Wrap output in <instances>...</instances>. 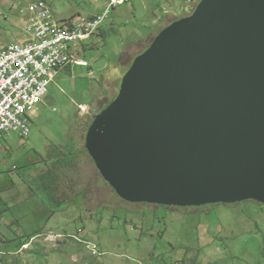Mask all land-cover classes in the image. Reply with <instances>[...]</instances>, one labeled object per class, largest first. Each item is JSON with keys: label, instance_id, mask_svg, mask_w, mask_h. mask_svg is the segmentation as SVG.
I'll list each match as a JSON object with an SVG mask.
<instances>
[{"label": "rangeland", "instance_id": "obj_1", "mask_svg": "<svg viewBox=\"0 0 264 264\" xmlns=\"http://www.w3.org/2000/svg\"><path fill=\"white\" fill-rule=\"evenodd\" d=\"M39 1L51 7L62 26L79 16L97 18L106 12L101 0H0V47L21 41L28 7ZM200 1L134 0L111 12L100 29L103 37L76 46V55L89 68L55 74L44 99L30 112L28 136L14 131L0 136V264H264V205L132 204L91 166L82 175V185L95 189L90 211L63 205L68 217L48 219V209L58 207L36 178L40 167L49 168L53 161L65 167L59 157L51 159L55 151L69 149V141L80 132L86 138L89 124L83 130L79 120H94L88 118L93 103L98 115L116 98L129 68L123 60L131 63L159 31L190 16ZM124 40L142 41L145 47L133 43L123 54ZM87 42L91 48L81 52ZM81 105L86 107L79 109ZM33 234L36 239L19 252L21 242H30Z\"/></svg>", "mask_w": 264, "mask_h": 264}, {"label": "water", "instance_id": "obj_2", "mask_svg": "<svg viewBox=\"0 0 264 264\" xmlns=\"http://www.w3.org/2000/svg\"><path fill=\"white\" fill-rule=\"evenodd\" d=\"M134 58L85 149L124 201L264 205V0H202Z\"/></svg>", "mask_w": 264, "mask_h": 264}, {"label": "built area", "instance_id": "obj_3", "mask_svg": "<svg viewBox=\"0 0 264 264\" xmlns=\"http://www.w3.org/2000/svg\"><path fill=\"white\" fill-rule=\"evenodd\" d=\"M133 1L106 0L104 16L80 18L63 27L45 2L30 4L24 38L0 47V136L11 131L28 136L30 112L44 99L55 74L68 66L88 65L76 55V46L95 36L111 12Z\"/></svg>", "mask_w": 264, "mask_h": 264}, {"label": "crops", "instance_id": "obj_4", "mask_svg": "<svg viewBox=\"0 0 264 264\" xmlns=\"http://www.w3.org/2000/svg\"><path fill=\"white\" fill-rule=\"evenodd\" d=\"M101 2H102V5L104 6V8H106V6H107L106 0H101ZM81 17L82 16H79V18H81ZM89 18H93V17L90 16ZM172 19H173V17L170 18L169 21ZM23 32H24V30H23ZM103 35H104L103 30H100L95 36H92V37L93 38H95L97 36L103 37ZM19 36H20V39L22 40L24 38V33L20 34ZM133 43L142 45L141 49H144V47H145V46H143L144 42H142V41L133 42L131 40H127V41L124 40L122 42L121 52H123V54H126L124 52H127V49H129ZM88 45H89V42L82 44L83 50H81V52L84 50L86 51L87 50L86 47ZM89 48H91L90 45H89ZM77 49L78 48H76V52L78 53ZM136 55L133 57H136ZM123 63H124V66L127 67V65L130 66L132 62L131 63H127V62L125 63V61L123 60ZM74 68L80 69L83 67H80V68L79 67H70V69H67V70L61 69L59 71V73L71 72V70H73ZM88 68H89V66H88ZM117 71L118 70H115V73H117ZM88 74H90V73H88ZM55 78H56V76H55ZM106 82L113 83L112 80L106 81ZM84 105H86V104H84ZM84 105H81V106H84ZM90 113H91V115H90ZM90 113L88 115V118H90V116L91 117L96 116V115H94L96 113L95 103L92 104ZM90 122H91V120L88 122H81L79 120V124H80L79 127H82L84 130L88 126V124L90 125ZM84 124H87V126H85ZM85 143H86V138L82 137V132H80V134H78V135H74L73 139L71 141H69V143H68L69 149H66L63 152L61 151L62 155L66 154L67 152L72 153V155L74 157H73V162L71 164H66L65 167H62V166L60 167L59 161H53L49 168H46V166L40 167V170H42V172L36 177L38 179V182L40 183L39 186L40 187L45 186L50 191L51 201L53 204H56L58 207L57 209H54V210H52L51 208L48 209V211H49L48 219H52L53 217H57L58 215L60 217L61 216L66 217L67 214H63V212L61 211V208L63 205H67L68 209L76 207V208H78V209L80 208L81 210H84V211H90L89 206L93 202V196H92V192H94V191H92L93 185L90 184L91 185L90 187L83 186L82 185V183H83L82 175L84 174V171H90L92 169L91 166H93L95 170H96V168H95L94 163L92 162L91 158L89 157V155L85 149ZM57 153H59V150L55 151V154L51 157V159L53 157H57L56 156ZM99 190L103 191V187L99 188ZM99 205H101V204H99ZM86 217H89V215H86ZM79 218L82 219L83 215L79 216ZM34 239H36V237L32 238L30 243ZM50 239L52 240L53 238L49 234L48 240H50ZM52 241H54V239ZM30 243L22 246V248H21V250H19V252L25 250V248H27L30 245Z\"/></svg>", "mask_w": 264, "mask_h": 264}, {"label": "trees", "instance_id": "obj_5", "mask_svg": "<svg viewBox=\"0 0 264 264\" xmlns=\"http://www.w3.org/2000/svg\"><path fill=\"white\" fill-rule=\"evenodd\" d=\"M130 3H131V2H130ZM128 4H129V3H128ZM126 5H127V4H126ZM116 10H117V9H116ZM74 20H75V19L69 21V23L72 22V21H74ZM178 20H179V19H178ZM176 21H177V20H176ZM173 23H175V21H174ZM173 23H171V24H173ZM60 25H61V24H60ZM63 26H64V25H63ZM63 26H62V27H63ZM99 31H100V29L98 30V32H99ZM98 32H97V33H98ZM155 36H156V35H155ZM151 42H152V40H151ZM137 56H138V55H137ZM137 56H136V57H137ZM88 66H89V65H87L86 68H88ZM70 67H79V66H68L67 68H65V69H63V70L70 69ZM79 68H80V67H79ZM114 100H115V98H114ZM114 100H113V101H114ZM110 104H111V103H110ZM110 104H109V105H110ZM109 105H108V106H109ZM108 106H106L104 109H106ZM104 109H103V110H104ZM103 110H101V112H102ZM101 112H100V113H101ZM92 123H93V120H92V122L90 123L89 128H90V126H91ZM56 156L59 157V158L61 159V161H62L65 165H66V164H71V163L73 162V155H72L71 152H67L66 154H63V155H62V152L59 151V153H57ZM69 156L72 157V160H71L70 162H68V161H69V160H68V157H69ZM96 170H97V169H96ZM98 173H99V172H98ZM35 235H36V234H33V235L28 236V238L30 239V241H31L32 238L37 237V236H35ZM29 243H30V242H27V239H26V240H23V241L21 242L22 246L27 245V244H29ZM22 246H21V248H22ZM21 248H20V250H21ZM0 255H4V254L0 253Z\"/></svg>", "mask_w": 264, "mask_h": 264}, {"label": "clouds", "instance_id": "obj_6", "mask_svg": "<svg viewBox=\"0 0 264 264\" xmlns=\"http://www.w3.org/2000/svg\"><path fill=\"white\" fill-rule=\"evenodd\" d=\"M201 1H202V0H201ZM201 1H200V2H201ZM200 2H199V4H200ZM199 4H198V5H199ZM198 7H199V6H198ZM26 18H27V17H26ZM81 18H82V17H81ZM79 19H80V18H79ZM87 19H91V18H87ZM76 20H77V18H76L74 21H76ZM74 21H72V22H74ZM57 23H59V22H57ZM67 23H69V22H67ZM67 23H65V24H67ZM96 34H97V33H96ZM93 36H94V35H93Z\"/></svg>", "mask_w": 264, "mask_h": 264}]
</instances>
